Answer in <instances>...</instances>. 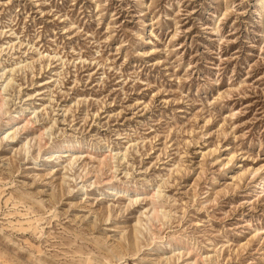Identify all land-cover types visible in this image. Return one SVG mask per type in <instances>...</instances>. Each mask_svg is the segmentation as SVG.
I'll use <instances>...</instances> for the list:
<instances>
[{"label": "rangeland", "instance_id": "374dc122", "mask_svg": "<svg viewBox=\"0 0 264 264\" xmlns=\"http://www.w3.org/2000/svg\"><path fill=\"white\" fill-rule=\"evenodd\" d=\"M0 264H264V0H0Z\"/></svg>", "mask_w": 264, "mask_h": 264}]
</instances>
